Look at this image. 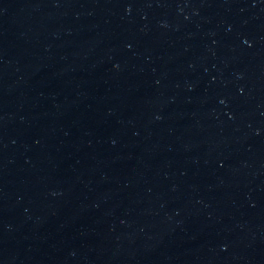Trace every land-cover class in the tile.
I'll return each instance as SVG.
<instances>
[{"label": "water", "instance_id": "obj_1", "mask_svg": "<svg viewBox=\"0 0 264 264\" xmlns=\"http://www.w3.org/2000/svg\"><path fill=\"white\" fill-rule=\"evenodd\" d=\"M0 135L125 264H264V0H0Z\"/></svg>", "mask_w": 264, "mask_h": 264}]
</instances>
